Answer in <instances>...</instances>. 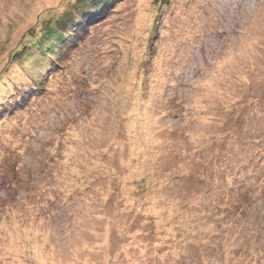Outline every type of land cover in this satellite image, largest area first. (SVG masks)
Here are the masks:
<instances>
[{"label":"rangeland","instance_id":"374dc122","mask_svg":"<svg viewBox=\"0 0 264 264\" xmlns=\"http://www.w3.org/2000/svg\"><path fill=\"white\" fill-rule=\"evenodd\" d=\"M81 1L0 0V264H264V0Z\"/></svg>","mask_w":264,"mask_h":264},{"label":"trees","instance_id":"16d2710c","mask_svg":"<svg viewBox=\"0 0 264 264\" xmlns=\"http://www.w3.org/2000/svg\"><path fill=\"white\" fill-rule=\"evenodd\" d=\"M112 1L114 0H82L79 4L83 7H85L84 9L85 10H82L81 12V17H84L86 16L87 18L91 17L92 15V12L91 11H95V12H103L104 10H106V8L108 7V3H111ZM168 2V0H156V3L160 4V5H164ZM73 10V9H72ZM97 18V17H96ZM43 26H45V37L44 38H52V39H55L56 40V43H60V42H63L64 39H65V36H63L61 34V32L59 31V29L57 28H50L48 25H47V21L46 20H43V23H42ZM46 27H49V28H46ZM37 29H40L39 27H36L35 30ZM43 29V28H42ZM34 36V34L32 35V37ZM41 43H42V40H41ZM43 46L40 44V47ZM55 48H52V50L50 52H53Z\"/></svg>","mask_w":264,"mask_h":264}]
</instances>
